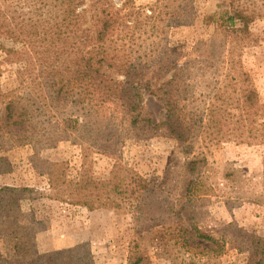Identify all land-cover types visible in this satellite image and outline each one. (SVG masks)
I'll use <instances>...</instances> for the list:
<instances>
[{
  "label": "rangeland",
  "instance_id": "374dc122",
  "mask_svg": "<svg viewBox=\"0 0 264 264\" xmlns=\"http://www.w3.org/2000/svg\"><path fill=\"white\" fill-rule=\"evenodd\" d=\"M9 1L0 0V8L6 10ZM156 1L111 0L115 9L125 14L130 27L124 28L128 37L124 44L139 45L143 51L150 43L161 45L164 37L178 53L175 69L179 77L184 71L187 85L184 96L193 94L200 106L203 102L208 105L215 92L229 96L225 106L234 114L230 128L242 122L234 123L240 111L236 108V99L243 88L247 84L256 88L260 99L254 138L243 136L241 141L234 133L209 144L208 148L196 143L189 153L164 128L154 134H143L131 128L121 116V109L113 104L97 107L99 104L85 103L72 111L82 131L69 140L56 146L44 141L36 146L26 144L0 151V156L7 157L12 165L10 172H0V187L14 185L32 190L20 200L21 211L17 216L0 215V264H129L130 258L135 256H143L138 264L191 261L203 264L204 256H209L208 264H246L243 253L235 244L225 243L226 239L236 236L240 241L245 236L260 242L264 240V0H239L251 8H261L243 37L225 36L214 22H222L221 16L230 9V0H161L169 9L178 4L183 6L177 10L184 23L168 28L165 34L159 28L155 35L148 36L151 29L145 25V18ZM85 4L88 6L89 1ZM212 16L215 19L208 22ZM140 22H144L141 26L146 28L145 32L135 27ZM120 43L119 40L117 44ZM21 47L22 43L7 40L0 43L3 92L18 86L19 76L25 69L20 61H5L8 49L16 51ZM173 71L162 81L170 78ZM241 72L247 75L242 76ZM142 92L145 113L154 123L162 122L165 118L163 103L156 95ZM107 120L117 124L109 147L102 137L108 129ZM99 146L109 153L98 152ZM201 151L206 155V162L189 166L186 161L192 154L201 156ZM56 161L63 164L60 172L50 166ZM116 162L153 178L162 189L164 204L184 210L183 220L162 219L147 224L136 218V214L124 210L97 208L90 211L66 196L56 198L42 194L51 192L50 169L62 179L77 177L84 171L104 178ZM145 202L146 194L138 189L134 203ZM165 222L198 228V232L214 238L201 239L206 251L213 248L212 251L201 255L194 248L191 253L179 250L171 239L163 241ZM227 225L230 227L226 228Z\"/></svg>",
  "mask_w": 264,
  "mask_h": 264
},
{
  "label": "trees",
  "instance_id": "16d2710c",
  "mask_svg": "<svg viewBox=\"0 0 264 264\" xmlns=\"http://www.w3.org/2000/svg\"><path fill=\"white\" fill-rule=\"evenodd\" d=\"M14 1H9L6 10L0 8V43L4 40L22 43L16 51L7 50L5 61H20L25 69L16 88L7 92L0 88V151L26 144L36 146L44 141L56 146L69 140L73 134L82 131L72 111L85 103L99 104L97 107L113 104L121 109V116L128 125L143 134H154L164 128L189 153L196 143L208 148L209 144L234 133L241 141L243 136L254 138L260 99L256 88L248 84L243 88L236 99V108L240 111L234 123L242 122L230 128L234 114L225 106L229 96L215 92L213 100L210 99L208 105L203 102L201 106L193 94L184 96L186 78L184 71L179 77L175 69L178 61L175 48L164 37L165 42L161 45L153 42L143 51L139 45L124 44L128 38L124 28L130 27L125 14L115 9L111 0H88V6H85L87 0ZM167 5L161 0L154 3L150 15L145 18V25L151 29L148 36L155 35L159 28L165 34L168 28L184 23L177 10L183 6L178 4L169 9ZM260 12L258 6L251 8L239 0H230V9L221 16L222 22H214L219 24L218 30L225 36L243 37ZM214 19L212 16L208 22ZM142 24L137 23L135 27L145 32ZM119 40L121 43L117 44ZM172 69V76L162 81ZM244 80L248 83V78ZM143 90L156 95L163 103L165 118L162 122L154 123L145 113ZM115 123L111 120L105 123L108 129L104 128L107 131L102 133V137L106 147H109L111 133L117 131ZM101 147H98V152L109 153ZM203 161L206 162V155L201 151V156L192 154L186 163L196 166ZM61 165L58 161L50 163L57 172H60ZM11 169L7 157L0 156V172L8 173ZM57 172L50 169L51 192L42 194L56 198L66 196L72 203L90 211L97 208L124 210L136 214V218L147 224H155L162 219L181 221L184 218L182 208L177 210L164 204L160 194L162 189L153 178H147L129 165L114 163L110 174L104 178L84 171L77 177L62 179ZM138 189L146 194L144 204L134 203ZM31 191L28 187L14 185L0 187V215L17 216L21 211L20 200ZM165 202L169 203V200ZM166 222L163 241L171 239L174 245L178 244L179 250L188 252L196 248L201 255L212 251L213 248L206 251L201 243V239L209 237L198 232V228ZM167 234L172 237L168 238ZM227 241L243 253L246 264H264V240L260 242L243 236L239 241L232 236L225 243ZM204 257L207 260L204 258L203 264H208L209 256ZM141 260L143 256H135L130 258L129 264H138Z\"/></svg>",
  "mask_w": 264,
  "mask_h": 264
}]
</instances>
